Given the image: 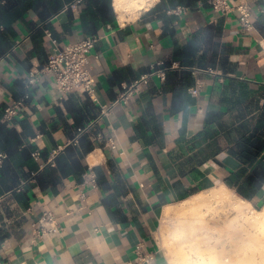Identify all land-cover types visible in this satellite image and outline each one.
<instances>
[{
	"label": "crops",
	"instance_id": "1",
	"mask_svg": "<svg viewBox=\"0 0 264 264\" xmlns=\"http://www.w3.org/2000/svg\"><path fill=\"white\" fill-rule=\"evenodd\" d=\"M1 1L0 155L7 158L0 166V260L135 264L142 244L155 254L149 264H171L159 244L167 211L222 185L237 193L225 182L241 166L230 149L238 126L253 118V127L264 106V0H228L252 7L250 32L237 13L222 17L208 0L176 7L166 0L160 9L157 0L125 23L112 0L116 22L94 26L101 40L90 55L99 103L81 92L62 100L45 78L12 122L3 120L5 108L53 50L46 30L61 45L94 35L84 25L88 1L78 13L65 9L69 0ZM159 62L172 67L164 80L152 77L74 143L101 105ZM249 202L262 209L264 187ZM47 210L61 230L37 238Z\"/></svg>",
	"mask_w": 264,
	"mask_h": 264
},
{
	"label": "bare ground",
	"instance_id": "2",
	"mask_svg": "<svg viewBox=\"0 0 264 264\" xmlns=\"http://www.w3.org/2000/svg\"><path fill=\"white\" fill-rule=\"evenodd\" d=\"M156 1L114 0V7L125 23ZM172 216L180 218L179 227L169 239L159 237L171 264H264V207L256 209L225 185L185 199L166 220Z\"/></svg>",
	"mask_w": 264,
	"mask_h": 264
},
{
	"label": "built area",
	"instance_id": "3",
	"mask_svg": "<svg viewBox=\"0 0 264 264\" xmlns=\"http://www.w3.org/2000/svg\"><path fill=\"white\" fill-rule=\"evenodd\" d=\"M86 0H73L65 6L66 10L79 12L80 6ZM0 0V4H1ZM211 8L222 17H229L234 13L238 14L239 23L242 28L248 32L255 29V22L253 20V9L249 4L232 5L228 0H208ZM185 9L179 7L177 11L182 12ZM264 14V10L262 11ZM45 25L41 28L44 29ZM46 33L51 38L53 43V50L48 56V60L40 67L31 69L27 72L24 84L23 94L5 108L3 120L12 122L19 117L27 107L28 103L35 97L37 89L42 84L45 78H51L60 94L62 100H66L68 95L72 92H81L91 97L95 102L99 103L97 96V76L94 74L91 64L90 55L92 50L101 40V36L94 35L83 38L82 40L70 44L61 45L52 34L46 30ZM172 67L164 66V63L159 62L153 70L131 84L126 86L120 96L113 102L101 105L100 115L92 121L89 125L79 128L74 143L77 144L81 137L87 135L91 130L100 123L105 117H109L115 107L121 103L128 104L132 95L141 90L142 85L147 84L152 77L158 76L161 79L166 78V73ZM192 94H198V88L190 90ZM115 147V142L110 140ZM39 152H35L34 156L37 158ZM7 158L5 154L0 155V166ZM23 186L25 183L22 184ZM22 188L19 187L17 191ZM5 198H0L2 201ZM40 228H36V237L43 238L49 233H57L61 230L58 223V218L52 210L43 212L39 219ZM51 225V228L48 226ZM36 227V225L34 224ZM137 258L135 264H149L155 260L154 253L144 251L142 244L136 247ZM0 264H12L0 260Z\"/></svg>",
	"mask_w": 264,
	"mask_h": 264
},
{
	"label": "trees",
	"instance_id": "4",
	"mask_svg": "<svg viewBox=\"0 0 264 264\" xmlns=\"http://www.w3.org/2000/svg\"><path fill=\"white\" fill-rule=\"evenodd\" d=\"M72 1L69 0L65 6ZM87 1L89 14L86 16L84 25L90 34L96 35L95 25L115 24L116 16L112 0H86L85 2ZM165 1L162 0L158 9L164 6ZM167 2L168 7H176L182 3V0H167ZM96 21L100 22L95 24ZM251 119L238 126L239 136L230 149V153L240 161L241 166L237 171L231 172L225 182L244 199L254 201L264 187V106L253 127Z\"/></svg>",
	"mask_w": 264,
	"mask_h": 264
},
{
	"label": "rangeland",
	"instance_id": "5",
	"mask_svg": "<svg viewBox=\"0 0 264 264\" xmlns=\"http://www.w3.org/2000/svg\"><path fill=\"white\" fill-rule=\"evenodd\" d=\"M187 218L190 219L191 216H186V220H189ZM179 219H180L179 217H176L170 220H166L163 223L159 236L164 235L167 239H169L175 233V230L179 227L180 225ZM181 219H185V217L182 216Z\"/></svg>",
	"mask_w": 264,
	"mask_h": 264
}]
</instances>
